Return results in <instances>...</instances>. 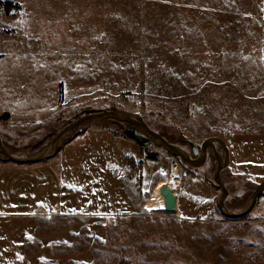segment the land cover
<instances>
[{"label":"rangeland","instance_id":"374dc122","mask_svg":"<svg viewBox=\"0 0 264 264\" xmlns=\"http://www.w3.org/2000/svg\"><path fill=\"white\" fill-rule=\"evenodd\" d=\"M114 109L171 142L222 139L224 206L240 210L264 180V0H0L6 148L29 152ZM125 124L86 120L34 164L0 154V264H264V190L244 217L222 215L209 147L202 165L174 162V212L145 209L175 164Z\"/></svg>","mask_w":264,"mask_h":264},{"label":"water","instance_id":"95a60500","mask_svg":"<svg viewBox=\"0 0 264 264\" xmlns=\"http://www.w3.org/2000/svg\"><path fill=\"white\" fill-rule=\"evenodd\" d=\"M8 116L9 113L7 111H3L2 113H0V120H5L8 118ZM89 119H113L118 122L126 123L129 127L124 130L125 135H127L132 140L136 141V143L143 145V151L148 157H156L158 155V152L154 150H148L145 147L143 138L150 139L152 142L163 147L171 156L180 159L182 162H185L187 165L190 166H198L203 162L206 148L211 147L214 149L212 141L220 142L219 144L224 150L225 157L224 160L221 161L220 156L214 149L215 156L217 157V165L216 170L213 174V181L221 191L217 203V209L222 215L228 218L236 220L247 215L251 211L257 197L264 190L263 180L255 186L252 193L248 197L245 205L240 210H238L237 212H230L224 206V198L227 195V190L219 175L220 170L228 164V149L226 148L225 143L222 139H220L219 137H209L203 140L201 143V151L198 159H191L186 153V151L174 144L169 143L158 133L151 130L139 114L124 109L85 111L79 116H77L74 120L66 124L48 142L41 145L36 150L29 152L11 151L2 144L0 139V154L1 156L5 157L6 162H11L14 164H34L45 161L53 157L57 153V151L63 146L64 142L70 137H72L75 133H77L79 126L82 122ZM189 144L191 150L194 152V154H196L195 144ZM160 193L164 197L163 210L166 212H174L176 209V198L172 190L168 187L162 186L160 187Z\"/></svg>","mask_w":264,"mask_h":264},{"label":"bare ground","instance_id":"6f19581e","mask_svg":"<svg viewBox=\"0 0 264 264\" xmlns=\"http://www.w3.org/2000/svg\"><path fill=\"white\" fill-rule=\"evenodd\" d=\"M173 164H175L173 162ZM181 175V168L175 164L171 169V177L168 181L157 182L150 195L143 201V207L148 210H163L164 209V197L160 193V187L165 186L172 190L173 194L176 195L178 189V180ZM169 182V184L167 183Z\"/></svg>","mask_w":264,"mask_h":264},{"label":"flooded vegetation","instance_id":"af4514ba","mask_svg":"<svg viewBox=\"0 0 264 264\" xmlns=\"http://www.w3.org/2000/svg\"><path fill=\"white\" fill-rule=\"evenodd\" d=\"M126 125V124H125ZM129 126L128 125H126V128H128ZM149 127V126H148ZM150 128V127H149ZM151 129V128H150ZM151 130H153V129H151ZM154 131V130H153ZM157 133V132H156ZM161 136V135H160ZM162 138H164V139H166L164 136H161ZM143 140H144V143H145V146L146 145H148L149 143H154V142H152L150 139H148V138H143ZM167 140V139H166ZM169 143H171V144H174V145H176V146H178V147H180L181 149H183L184 151H186V153L188 154V156L191 158V159H198V157H199V155H200V151H201V144L200 145H195L196 146V154H194V152L191 150V147H190V144L189 143H193V142H191V141H176V142H171V141H169V140H167ZM183 143H187L186 145H187V148H185L184 146H183ZM212 143H213V145H214V143H220V142H218V141H212ZM43 144H45V143H43ZM42 144V145H43ZM41 145H39V146H37V147H35L33 150H36L38 147H40ZM221 146V145H220ZM209 147H207L206 148V150H205V156H204V160H203V162L200 164V165H202L203 163H204V161H205V159L207 158V155H208V151H207V149H208ZM210 149L212 150V153H213V156H214V158H215V161H216V165H217V157L215 156V153H214V149L213 148H211L210 147ZM33 150H31V151H33ZM142 150H143V147H142ZM222 150H223V148H222ZM216 151V150H215ZM158 152V151H157ZM217 152V151H216ZM225 153H224V150H223V155L222 154H220L219 156H220V160L221 161H223L224 160V157H225V155H224ZM158 156V155H157ZM178 160H180V159H178ZM190 167V166H189ZM193 168H195V167H193ZM213 185H215V183H214V181H213ZM216 186V185H215ZM218 187V186H217Z\"/></svg>","mask_w":264,"mask_h":264},{"label":"trees","instance_id":"16d2710c","mask_svg":"<svg viewBox=\"0 0 264 264\" xmlns=\"http://www.w3.org/2000/svg\"><path fill=\"white\" fill-rule=\"evenodd\" d=\"M59 97L61 98V88H60V93H59ZM141 116V115H140ZM74 120V119H73ZM144 120V119H143ZM145 122V121H144ZM146 123V122H145ZM147 124V123H146ZM64 127V126H63ZM62 127V128H63ZM61 128V129H62ZM60 129V130H61ZM83 131H80L79 133H81ZM181 161V160H179ZM182 162V161H181ZM126 163H127V166H128V169L127 171L130 173L131 176H137L138 178H140V170H141V163L140 161H136L135 158H133L132 156H126ZM183 164L186 165L185 162H183ZM140 169V170H139Z\"/></svg>","mask_w":264,"mask_h":264},{"label":"built area","instance_id":"2783aa9c","mask_svg":"<svg viewBox=\"0 0 264 264\" xmlns=\"http://www.w3.org/2000/svg\"><path fill=\"white\" fill-rule=\"evenodd\" d=\"M170 156H171V155H170ZM170 158H171V160H172L173 162L177 161V160H176L177 158L174 157V156H171Z\"/></svg>","mask_w":264,"mask_h":264},{"label":"snow or ice","instance_id":"6c2138e0","mask_svg":"<svg viewBox=\"0 0 264 264\" xmlns=\"http://www.w3.org/2000/svg\"><path fill=\"white\" fill-rule=\"evenodd\" d=\"M74 211V210H73Z\"/></svg>","mask_w":264,"mask_h":264}]
</instances>
